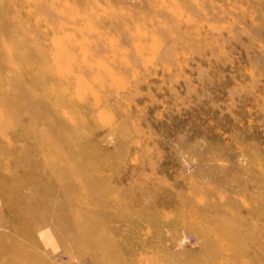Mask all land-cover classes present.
<instances>
[{"label":"rangeland","instance_id":"rangeland-1","mask_svg":"<svg viewBox=\"0 0 264 264\" xmlns=\"http://www.w3.org/2000/svg\"><path fill=\"white\" fill-rule=\"evenodd\" d=\"M0 264H264V0H0Z\"/></svg>","mask_w":264,"mask_h":264},{"label":"bare ground","instance_id":"bare-ground-1","mask_svg":"<svg viewBox=\"0 0 264 264\" xmlns=\"http://www.w3.org/2000/svg\"><path fill=\"white\" fill-rule=\"evenodd\" d=\"M74 240H76V239H74Z\"/></svg>","mask_w":264,"mask_h":264}]
</instances>
